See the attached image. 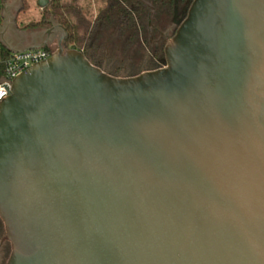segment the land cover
I'll use <instances>...</instances> for the list:
<instances>
[{
    "label": "water",
    "instance_id": "1",
    "mask_svg": "<svg viewBox=\"0 0 264 264\" xmlns=\"http://www.w3.org/2000/svg\"><path fill=\"white\" fill-rule=\"evenodd\" d=\"M6 24L62 34L0 104L6 264H264V0H193L130 78Z\"/></svg>",
    "mask_w": 264,
    "mask_h": 264
},
{
    "label": "trees",
    "instance_id": "2",
    "mask_svg": "<svg viewBox=\"0 0 264 264\" xmlns=\"http://www.w3.org/2000/svg\"><path fill=\"white\" fill-rule=\"evenodd\" d=\"M85 1L50 0L49 5L44 8L43 17L37 23L25 26L21 31L44 32L55 25L61 26L67 32L64 40L66 48L82 52L91 64L107 74L113 77L126 74L125 78L136 77L143 72L167 66L165 44L155 46L154 34L158 30L155 20L160 16L170 20L172 24L179 21L180 25L187 16L185 12L193 2V0H99L100 5L94 12L90 5L84 4ZM150 8L153 10L151 27ZM5 24V12L1 10L0 30ZM175 33L176 30L173 34ZM0 44L2 56L7 58L10 51L1 42ZM45 49L54 52L51 47ZM3 75L4 66L0 65V80ZM3 226L0 220V236Z\"/></svg>",
    "mask_w": 264,
    "mask_h": 264
},
{
    "label": "built area",
    "instance_id": "3",
    "mask_svg": "<svg viewBox=\"0 0 264 264\" xmlns=\"http://www.w3.org/2000/svg\"><path fill=\"white\" fill-rule=\"evenodd\" d=\"M4 1L0 0V11ZM0 44V65L4 66V75L0 80V104L10 96L14 81L36 64L49 60L54 52L45 48L25 52H10L7 58L2 56Z\"/></svg>",
    "mask_w": 264,
    "mask_h": 264
},
{
    "label": "rangeland",
    "instance_id": "4",
    "mask_svg": "<svg viewBox=\"0 0 264 264\" xmlns=\"http://www.w3.org/2000/svg\"><path fill=\"white\" fill-rule=\"evenodd\" d=\"M9 7L8 13L11 18H17V25L20 30L24 29L25 26H28L32 23H37L42 17L44 9L40 8L37 4L38 0H6ZM85 5H90L94 12L99 7V0H86ZM5 7L2 6V10L5 12ZM155 25L158 27V30L168 28L172 25L170 20H167L165 17H157L155 20ZM157 33L154 34L156 39ZM51 49L55 52L57 47L52 46ZM1 59V57H0ZM126 74H122L121 78H125ZM5 235V230L3 226V232L0 236V242ZM3 251V250H2ZM11 253L10 245L7 243L4 248V261L2 264H6ZM3 254V253H2Z\"/></svg>",
    "mask_w": 264,
    "mask_h": 264
},
{
    "label": "flooded vegetation",
    "instance_id": "5",
    "mask_svg": "<svg viewBox=\"0 0 264 264\" xmlns=\"http://www.w3.org/2000/svg\"><path fill=\"white\" fill-rule=\"evenodd\" d=\"M4 7L6 9H9L6 0H4ZM187 13H188V10L185 12V15H187ZM6 22H7V24H6V28L4 30V32H5L4 36L7 39V41L9 42V44H11L14 47L21 48V47H24V46H27L30 44H41L43 42V40L45 39V32L47 30L44 32H24V31H21L17 26L16 17H13V18L9 17V19H7ZM178 26H179V21H177L176 23H173L168 28H165L162 30H157L158 35L156 37L155 46H160L161 43L166 44V42L174 36L173 33L175 30L177 31ZM57 32L58 33L56 35L52 36V41H51L52 43L48 44L46 47H52V46L57 47L58 41L62 36V34L59 32V30H57ZM171 34H173V36H171ZM6 244L7 243H4L0 247V264H2L4 261V259H3L4 258V248H5Z\"/></svg>",
    "mask_w": 264,
    "mask_h": 264
}]
</instances>
